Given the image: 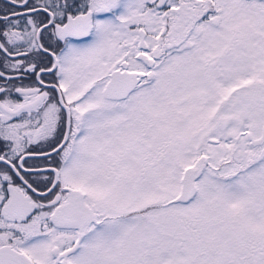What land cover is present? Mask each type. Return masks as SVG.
<instances>
[{
  "label": "snow or ice",
  "instance_id": "6c2138e0",
  "mask_svg": "<svg viewBox=\"0 0 264 264\" xmlns=\"http://www.w3.org/2000/svg\"><path fill=\"white\" fill-rule=\"evenodd\" d=\"M0 264H264V0H0Z\"/></svg>",
  "mask_w": 264,
  "mask_h": 264
}]
</instances>
